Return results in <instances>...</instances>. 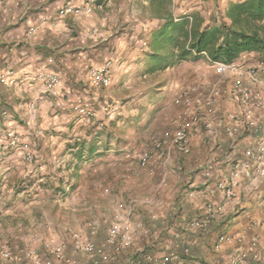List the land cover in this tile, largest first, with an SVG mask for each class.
<instances>
[{
	"label": "crops",
	"instance_id": "obj_1",
	"mask_svg": "<svg viewBox=\"0 0 264 264\" xmlns=\"http://www.w3.org/2000/svg\"><path fill=\"white\" fill-rule=\"evenodd\" d=\"M229 1L236 0H0V230L12 226L8 221L13 218L21 221L13 239L15 247L34 246L40 254L50 255L43 241L33 244L23 236L32 224L23 225L21 214L13 213L25 212L22 202L30 201L38 212L44 211L45 204L51 211L71 213L72 221L61 214L44 230L43 224L34 227L42 239L53 242L71 244L68 225L87 233V223L96 222L93 238L100 243L112 222L139 224L132 245L117 253L107 247L112 258L101 264H161L148 261L149 253L181 255L180 260L166 264H232L231 257L239 249L248 250L254 233L260 245L240 264H264V175L256 172V167L264 168V161L251 162L249 174H241L232 198L209 191L216 180L228 175L233 159L244 160L246 148L264 141V111L255 109L257 129L241 125L233 140L223 125L226 110L236 107L228 94L230 78L217 75L207 57L150 69L157 61L153 52L176 50L171 40L177 31H166L167 21L180 23L192 13H199L204 25L219 21ZM66 4L88 5L90 10L59 15V8ZM30 28H34L31 33ZM106 60L111 61L110 84L95 89L89 69ZM236 62L257 69L258 82L246 74L243 78L264 94V68L255 57L244 54ZM45 70L59 76L57 95L46 91L36 74ZM160 74L165 77L160 79ZM194 80L203 94L218 88L220 95L211 107L201 110L191 151L182 154L169 145L158 162L159 169L167 171L165 176L158 170L148 179L130 158L137 159L136 152L151 144L148 135L175 128L182 108L173 100L174 87ZM133 84H138L139 91L134 86L127 89ZM148 97L159 99L161 107L150 119L145 113ZM79 100L91 103L93 115L75 111ZM31 103L33 115L28 113ZM212 110L216 123L207 131L201 125ZM8 131L15 133V140L7 137ZM27 150L33 154L31 162L24 158ZM101 162L111 166L112 173L124 165L133 170L105 194L91 187L107 175L94 178V172H83ZM207 169L209 177L204 175ZM207 202L222 205L223 215L203 228L190 226V221L203 215ZM220 233L242 234L244 239L241 246H216ZM185 247L188 254H183ZM67 255L75 264H91L83 253L68 249Z\"/></svg>",
	"mask_w": 264,
	"mask_h": 264
},
{
	"label": "built area",
	"instance_id": "obj_2",
	"mask_svg": "<svg viewBox=\"0 0 264 264\" xmlns=\"http://www.w3.org/2000/svg\"><path fill=\"white\" fill-rule=\"evenodd\" d=\"M90 7H75L69 4L59 8L58 14H79L82 11H89ZM190 18V17H189ZM191 20V19H190ZM34 28H30V33ZM140 41V40H139ZM210 65L217 75L229 76L228 94L229 98L236 105L235 108L226 110L224 115V131L226 135L235 140L236 135L240 130L241 125L249 129H257V119L255 109L264 111V94L259 89L251 88L250 84L243 78L244 74L254 83L258 82V71L256 68H244L238 62H220L212 61L208 58ZM110 60H106L103 64L89 69V78L92 86L95 89L107 87L110 84ZM262 66V65H261ZM263 67V66H262ZM264 68V67H263ZM12 73V71H10ZM37 76L43 79L45 89L53 95L58 94L59 76L52 71H42L36 73ZM4 77H1L3 80ZM220 95L218 88L211 89L208 93L203 94L201 86L197 83L186 84L175 89L173 100L182 108L179 119L175 128L170 132H165L161 137L154 139L151 145L142 149L137 154L139 166L146 168L149 172H153L160 160L166 155V149L169 145L174 150L182 154H188L191 151V137L199 130L201 110L204 107H211L215 99ZM35 106L33 103L28 105V113L34 114ZM75 111L79 114L87 116L93 115L92 105L89 101L79 100L74 106ZM216 123L214 110L211 111L209 117L203 121V128L207 131H212ZM7 137L11 140L16 139L15 133L7 132ZM228 156L232 158L233 154L228 152ZM24 158L27 162L33 160V154L30 150L25 152ZM244 160L233 159L231 169L225 178L215 181L210 192L218 190L226 199H230L235 195V188L238 184L241 174H249L251 162L262 163L264 161V141L260 142L255 148H246L243 152ZM59 160H55V164ZM57 165V164H56ZM258 175H264L263 167H256ZM204 175L209 177L211 171H204ZM222 205L214 204L213 202L205 203L203 207V215L189 222L190 226L195 228H203L211 224V222L219 219L223 215ZM256 225L257 223H253ZM96 222H88L89 231L82 233L77 230H70L71 244L66 241L53 242L43 241L42 244L50 255H42L34 246L15 247L10 239L0 240V261L9 264H59L60 262H68L75 264L74 258L68 257L67 250L73 253H83L91 264H101L111 260L112 255L108 254L106 248L109 247L113 253L120 252L122 249L129 247L135 241L136 234L139 229V224L130 222H112L106 228V232L102 242H97L93 235L97 229ZM31 243L35 244L41 241V237L34 233L31 237ZM244 239L242 234L230 235L220 233L216 239V246L219 245H239ZM260 245L258 234L254 233L249 238V248L239 249V251L231 257L232 264H240L248 255L250 250H256ZM189 248L183 249V254H188ZM145 258L153 263L166 264L171 261H178L181 258L179 253L167 254L163 256H155L147 254ZM193 264H203L196 261Z\"/></svg>",
	"mask_w": 264,
	"mask_h": 264
},
{
	"label": "trees",
	"instance_id": "obj_3",
	"mask_svg": "<svg viewBox=\"0 0 264 264\" xmlns=\"http://www.w3.org/2000/svg\"><path fill=\"white\" fill-rule=\"evenodd\" d=\"M168 30L177 31L171 40L176 50L153 52L157 61L151 70H162L181 61H194L202 55L212 61L228 63L237 61L244 54H252L256 64L264 67V0L229 1L219 21L204 25L201 15L192 13L180 23L167 21Z\"/></svg>",
	"mask_w": 264,
	"mask_h": 264
},
{
	"label": "rangeland",
	"instance_id": "obj_4",
	"mask_svg": "<svg viewBox=\"0 0 264 264\" xmlns=\"http://www.w3.org/2000/svg\"><path fill=\"white\" fill-rule=\"evenodd\" d=\"M220 15V14H219ZM159 77H160V79H163L165 76L164 75H159ZM129 83V82H128ZM194 84V83H197V84H199L200 86H201V84L199 83V82H197L196 80H194V81H192V82H189V83H182V84H178V85H176L175 87H174V90H173V94H174V92H175V89H177L178 87H180V86H183V85H186V84ZM132 86H134V91H136V90H138V84H133V85H128L127 86V89H130ZM139 91V90H138ZM121 95L123 94L122 93V91H121V93H120ZM121 100L124 102L125 100H126V98H121ZM159 103H160V100L159 99H157V98H153V99H151V98H149L148 97V100H147V108H148V110H147V112L145 111V113L147 114L148 113V115H149V119L150 118H152L153 116H151V114H155L157 111H159L160 112V106H159ZM158 105V106H157ZM151 107H153V108H151ZM156 107V108H155ZM145 114V115H146ZM166 130V131H165ZM165 132H169L167 129H164V130H162L159 134H154V135H148L147 137L148 138H150L151 136V140H150V143L154 140V139H156V138H159V137H161ZM151 133V132H150ZM147 144V143H146ZM143 145L142 146V148L139 150V151H141L142 149H144V148H147V147H149L151 144H147V145ZM139 151H137L136 152V156H137V154L139 153ZM131 159V161H133L134 163L136 162L137 163V166L138 167H140L144 172H145V174L147 175L146 177L148 178V179H150V177L151 176H153V175H155V174H157V172H158V170H159V172L161 173H163V175L165 176V173L167 172L166 170H162V169H159V166H158V164H157V167H156V169L153 171V172H149V170L148 169H146V168H143V167H141V166H139V164H138V160L136 159V157L134 156L133 158L131 157L130 158ZM103 162H101V163H95L94 165H91L90 166V168L89 169H87V170H85V171H83V172H94L93 173V176H94V178L98 175L99 177L100 176H103L104 174H106L107 176L106 177H103V178H105L104 180H99L97 183H98V185H96V186H92L91 187V189H93V188H100V191L101 192H103V193H105V194H108V193H110V192H112V187H113V185L115 186V185H118L117 183H119L121 180H124V179H126L127 178V175H131V171L133 170L132 169V166H127V165H124L123 167H122V170L121 171H116V169H117V165H113L112 166V168H113V170L114 171H116V173L114 172V173H112L111 171H109V168L111 167V166H107V165H105V164H102ZM122 164H125V163H122ZM101 167V168H100ZM116 174V176L114 177V175ZM93 178V179H94ZM161 178V177H160ZM92 179V180H93ZM82 182H83V180H82ZM103 182L104 183H106L105 185H103ZM100 184V185H99ZM114 193V192H113ZM142 195H144V194H142ZM68 198V197H67ZM41 199H43L42 197H41ZM41 199H39V200H41ZM82 201H85L84 199H81ZM33 201V200H32ZM44 202H40L39 201V204H43ZM22 204H24V206H25V212H22V211H16V212H14L13 211V213H17V215H20L21 214V219H22V221H24L25 223L23 224V225H27V226H29V222H30V224H32L31 226H29V230H28V232L27 233H24V235L23 236H25L26 238L27 237H29V240H31L32 238V235L34 234V233H37L38 235H39V237H42V234H41V232L40 231H38V230H36L34 227H38L39 226V224H43V230H44V228L47 226V224L51 221V220H53V219H56V218H59L60 216H61V214L62 215H64V218L66 219V220H71L72 221V215H71V213L70 212H68L67 211V213H57L56 211H51V210H49V208L47 207V206H45V204L43 205V209H44V211L43 212H38V211H36L35 209V207H33V205L35 204V203H33V202H22ZM84 209H83V213L82 214H85V212H86V207L85 206H82ZM18 213H20V214H18ZM81 213V212H80ZM82 214H80L79 216L77 215V216H75V220H77V219H79L78 217H81V216H83ZM17 220V218H13V219H11L10 221H8L9 223H11V225L12 226H9L8 228H6V229H2V230H0V240L1 239H10V241L13 243V239L15 238V237H17V234H18V229L20 228L19 227V225H18V223H20L21 221H16ZM87 221V219L85 220V222ZM84 223V222H83ZM21 227H22V225H21ZM70 230H73V228L72 227H70V225H68V228H67V232L69 233V231ZM7 234V235H6ZM47 237V236H46ZM53 239L52 238H48L47 237V239L46 238H41V241H52ZM31 243V242H30ZM29 243V244H30ZM15 244V243H14Z\"/></svg>",
	"mask_w": 264,
	"mask_h": 264
}]
</instances>
